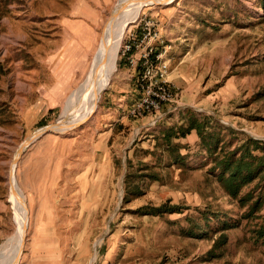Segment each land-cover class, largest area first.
Segmentation results:
<instances>
[{"label":"rangeland","instance_id":"1","mask_svg":"<svg viewBox=\"0 0 264 264\" xmlns=\"http://www.w3.org/2000/svg\"><path fill=\"white\" fill-rule=\"evenodd\" d=\"M115 4L85 61L67 43L68 22L85 16L78 0H0V246L17 227L9 179L23 149L17 179L30 225L20 264H264L253 237L264 206L248 217L251 204L225 192L197 131L182 136L194 119L221 133L227 151L249 138L264 145V1L146 7L141 17L172 33L176 104L125 122L106 118V92L126 63L119 54L93 117L40 136L84 84ZM82 63L61 93L54 68Z\"/></svg>","mask_w":264,"mask_h":264},{"label":"bare ground","instance_id":"2","mask_svg":"<svg viewBox=\"0 0 264 264\" xmlns=\"http://www.w3.org/2000/svg\"><path fill=\"white\" fill-rule=\"evenodd\" d=\"M171 1L173 0H118L116 2L104 26L85 82L68 98L63 114L53 126L55 131L65 133L93 117L99 107L102 94L110 85L112 75L116 71L127 33L138 23L146 7L167 5ZM27 144L28 142L24 145ZM21 151L12 163L9 179L11 188L9 203L14 210L17 227L14 234L0 246V264H20L30 225V207L17 179V162Z\"/></svg>","mask_w":264,"mask_h":264},{"label":"built area","instance_id":"3","mask_svg":"<svg viewBox=\"0 0 264 264\" xmlns=\"http://www.w3.org/2000/svg\"><path fill=\"white\" fill-rule=\"evenodd\" d=\"M159 25L153 17H141L135 29L129 31L120 51V58L138 71L142 90L141 98L129 112L133 118L156 115L165 105L176 104L181 95L180 89L168 78V53L172 46L159 32Z\"/></svg>","mask_w":264,"mask_h":264},{"label":"crops","instance_id":"4","mask_svg":"<svg viewBox=\"0 0 264 264\" xmlns=\"http://www.w3.org/2000/svg\"><path fill=\"white\" fill-rule=\"evenodd\" d=\"M115 2L116 0H78L76 12L80 13L83 11L85 16H83L81 22L78 24H69L71 22H68L67 43H69V50L78 51L80 53L79 57L87 61V55L94 53V44L99 36V28H102L101 24L104 21V15L111 10ZM160 28L161 25H159V30L161 31ZM171 34L164 36L161 32L166 43H168L169 37L172 36ZM68 49L66 52H69ZM168 59L170 63L171 59ZM83 63L81 66L71 65L63 70L60 65L54 68V73L58 76L57 85L61 93L64 91H62L63 86H67L71 81L73 82L82 73ZM121 64H124V67L121 68L119 77L113 81L110 89L106 92L105 103L102 106L106 118L116 120L117 122H125L131 118L135 119L129 115V112L142 96L138 71L131 68L128 63L123 62Z\"/></svg>","mask_w":264,"mask_h":264},{"label":"trees","instance_id":"5","mask_svg":"<svg viewBox=\"0 0 264 264\" xmlns=\"http://www.w3.org/2000/svg\"><path fill=\"white\" fill-rule=\"evenodd\" d=\"M193 120L182 136L197 131L210 156L214 157V170L219 172L217 178L225 192L232 198H239L243 205L249 202L251 207L248 217L254 216L264 206L263 143L249 138L240 147L227 151L225 144H222L221 133L213 132L212 125H200ZM254 183L251 191L243 196V191ZM258 219H262V222L253 230V237L264 246V216Z\"/></svg>","mask_w":264,"mask_h":264},{"label":"water","instance_id":"6","mask_svg":"<svg viewBox=\"0 0 264 264\" xmlns=\"http://www.w3.org/2000/svg\"><path fill=\"white\" fill-rule=\"evenodd\" d=\"M104 91H105V90H104ZM54 125H55V124H54ZM54 125H50V126L44 128V129L42 130L43 133H42L40 136H42V135H44V134H49V133H58V132L55 131V129L53 128Z\"/></svg>","mask_w":264,"mask_h":264}]
</instances>
